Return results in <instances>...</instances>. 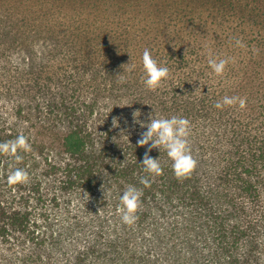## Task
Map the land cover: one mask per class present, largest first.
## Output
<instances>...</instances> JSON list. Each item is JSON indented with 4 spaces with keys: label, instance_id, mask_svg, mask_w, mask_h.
<instances>
[{
    "label": "trees",
    "instance_id": "trees-1",
    "mask_svg": "<svg viewBox=\"0 0 264 264\" xmlns=\"http://www.w3.org/2000/svg\"><path fill=\"white\" fill-rule=\"evenodd\" d=\"M66 5L74 6L75 13L86 9L89 14L97 12L109 19L102 15L105 10L116 17L113 19L117 27L109 24L103 27L98 22L94 36L84 39L82 35L81 41L78 40L79 49H86L79 52L83 58L102 59L108 55L107 67L97 68L91 79L78 52L64 51L62 62L52 69L36 65L40 68L22 71L8 83L0 74V92H3L1 84H38L39 88L40 84H62L64 95L90 84L97 96L134 95L135 104L147 113L188 118L192 153L200 158H196L198 164L190 176L178 179L166 150L153 149L149 155L161 162L163 175L146 173L141 163L147 146L126 139L123 133L110 128L112 124L103 131V148L96 147L101 137L93 131L90 116L95 112L99 96L92 94L93 101L81 98L77 102H71L70 97L69 103L65 95L61 104H51L52 110L57 107L60 120L68 128L61 136L62 160L48 161L45 172L51 182L47 190L53 194L49 202L45 199L42 178L38 173L34 176L32 154L20 152L23 160L26 159L20 164L4 155L16 163L13 169H27L30 180L19 184L23 194L11 189V200L0 198V239L10 242L12 235L19 233L23 238L20 244L45 246L51 226L50 202L61 208L62 193L85 192L94 195L95 204L106 205L110 198L117 204L126 186L133 185L143 190V196L136 213L138 219L127 226L126 234L131 233L132 226L154 227L155 231L163 232L162 225L167 224L175 227L173 235L180 236L182 229H178L184 224L198 234L204 233L206 239L213 237L229 250L245 236L261 242V233L264 234V0H0L1 11L21 13L19 25L31 23L34 16L60 13L63 16ZM124 22L128 24L124 26ZM63 24V20L47 23L54 30ZM91 25L90 21L74 24L76 31L73 30L72 36L67 33L68 38L58 39L59 45L71 38L75 40L77 31L88 30ZM237 39L243 46L236 44ZM145 48L170 69L169 78L156 91L149 90L143 82ZM210 54L229 60L222 76H217L209 66ZM34 91L33 88L31 93ZM226 95L246 97L247 107H214ZM20 110L16 115L22 113ZM16 132L10 127L3 129L0 142L15 139ZM141 177L150 180L149 187L140 183ZM0 194L5 195V191ZM64 205L67 209V204ZM93 212L102 222L100 209L93 208ZM176 215L182 216L181 222ZM119 218L122 222L120 214ZM51 240L61 242L54 233ZM133 247L132 264H138L146 256L140 254L143 246Z\"/></svg>",
    "mask_w": 264,
    "mask_h": 264
},
{
    "label": "rangeland",
    "instance_id": "rangeland-1",
    "mask_svg": "<svg viewBox=\"0 0 264 264\" xmlns=\"http://www.w3.org/2000/svg\"><path fill=\"white\" fill-rule=\"evenodd\" d=\"M66 6L68 7L63 11V16H60L61 13L47 17L34 16L31 18V23L26 25H19V22H22L21 13L12 15L0 10V74L1 77L3 74L5 83L11 82L10 78L20 76L22 71L38 69L41 66L52 69L62 62L64 51L72 54L78 52L77 56L91 79L97 68L104 70L107 67L108 55L102 59L96 58L100 59L97 61L90 56L83 58L79 54L86 50L79 49L81 45L79 36L83 35L84 39L90 35L94 36L95 25L98 22L103 27L108 24L117 27L116 19H113L116 17L105 10L102 15L109 19L100 17L97 12L96 15L89 14L86 9L81 12L77 10L75 13L74 6ZM57 20L65 22L60 29L54 30L47 25L48 22L53 24ZM87 21L93 23L90 29L79 33L77 31L73 36L75 40L71 38L64 41L63 47V44L59 45L58 39L68 38L67 33L72 36L73 30L76 31V28L72 27L74 24H84ZM127 24L125 23L124 26ZM36 65L40 67H35ZM108 67H111V63H108ZM33 88L35 91L31 93ZM1 89L3 92H0V134L4 135L3 129L10 127L14 132L17 130L16 135L23 133L29 137L32 145L30 162L34 176L38 173V177L42 178L44 183L42 187L48 202L53 194L52 191L47 190L48 182H51L45 172L48 170V161L62 160L61 136L68 128L67 123L60 120L61 115L56 111L57 107L52 110V103L61 104L65 95L68 96L69 103L70 97L71 102H77L81 101V98L93 101V95L99 96L95 112L90 116L93 131L101 137L96 142L97 148H103V131L109 124H112L110 126L112 130L120 131L126 139L130 140H138L140 134L146 131V128H141L134 122L135 111H140L139 120L141 121L147 122L148 115L142 106L135 104L134 95L97 96L90 84H84L83 90H70L64 95L61 93L64 89L62 84H40V88L38 84H1ZM54 95L57 96L56 99ZM19 110L22 113L16 115ZM114 118L117 120L116 126H113ZM192 154L194 156V153ZM197 155L195 154L194 157L200 158ZM7 165H9L8 168ZM15 165L16 163L12 160L0 155V192L5 191V195L0 194V198L3 200L13 198L11 189L20 190L23 194L19 184L9 185L6 182L7 174ZM109 192L112 193V191ZM61 195L67 197L63 199L61 196V208H56L50 202L52 204L49 207L52 213L49 219L51 226L48 228L46 245L40 247L31 243L20 244V239L23 238L19 237V233L13 234L10 242L0 239V264H132L133 246H137V249L143 246L140 254L146 256V258H140L138 264H264V234L262 233L261 242L255 241L251 236H245L240 243L234 247L230 246V250L213 237L206 239L204 233L199 235L197 231L194 232L193 227L184 224H181L178 229H182L180 236L173 235L176 231L175 227L167 224L162 225L165 230L163 232L155 231L154 227L143 229L132 226L131 233L126 234V229L129 228L120 221L118 212L120 203L114 204L110 198L111 201L106 205L95 204L94 195L85 192L78 194L76 191L75 193L70 191ZM63 202L67 204V209ZM88 206L89 211H87ZM93 208L100 209L103 224L96 218ZM175 217L182 221V216ZM43 229L45 227L42 225ZM52 233L61 240L60 243L52 242Z\"/></svg>",
    "mask_w": 264,
    "mask_h": 264
},
{
    "label": "clouds",
    "instance_id": "clouds-1",
    "mask_svg": "<svg viewBox=\"0 0 264 264\" xmlns=\"http://www.w3.org/2000/svg\"><path fill=\"white\" fill-rule=\"evenodd\" d=\"M238 46H243L239 39L236 40ZM229 63L228 59H218L209 56L208 64L217 76H222ZM142 66L145 73L144 84L151 91H156L162 87L163 81L170 76V69L167 66H162L155 59L148 48H145L142 53ZM134 68V65L132 66ZM132 69L130 68L129 71ZM121 82H124L123 79ZM238 105L241 109L247 107V98L240 96H224L222 100L217 101L214 105L217 109H223L226 106ZM140 111L133 113L134 122L138 123L141 128H146L140 134L137 141L138 146H147L144 153L142 165L143 170L153 176L163 175V167L158 158H153L149 153L153 149H161L163 147L167 156L171 161V168L174 175L179 178H185L192 174L197 167L198 161L192 154L190 145L191 122L183 116H171L170 118L152 115V112L147 115V122L139 120ZM11 123V121L9 122ZM117 125V120L113 119V126ZM151 142V143H150ZM32 145L29 142V137L23 133L16 136L15 139L0 142V155L11 156L16 163L23 160L20 152H30ZM30 180V174L25 168L16 167L11 170L6 177V182L9 185L27 184ZM140 183L145 187L150 186V180L147 177H141ZM143 190L133 185L126 186V189L119 196L120 207L118 212L121 215V220L126 225H132L138 219L136 213L141 207V197Z\"/></svg>",
    "mask_w": 264,
    "mask_h": 264
}]
</instances>
